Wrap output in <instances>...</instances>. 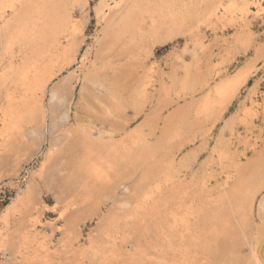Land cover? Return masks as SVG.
<instances>
[{"label":"rangeland","instance_id":"obj_1","mask_svg":"<svg viewBox=\"0 0 264 264\" xmlns=\"http://www.w3.org/2000/svg\"><path fill=\"white\" fill-rule=\"evenodd\" d=\"M29 1L13 0L10 30L0 25V264H264V0L201 4L199 21L158 34L148 24L131 41L106 34L119 0H56L76 26L77 61L49 85L45 120L4 126L5 77L13 90L23 64L57 55L44 39L48 0ZM99 138L161 144L146 166L169 186L136 219L108 202L75 227L87 198L78 149ZM109 210L119 220L105 233Z\"/></svg>","mask_w":264,"mask_h":264},{"label":"bare ground","instance_id":"obj_2","mask_svg":"<svg viewBox=\"0 0 264 264\" xmlns=\"http://www.w3.org/2000/svg\"><path fill=\"white\" fill-rule=\"evenodd\" d=\"M12 1L0 0V25L5 31H8L11 23V18L9 19L10 12L16 8V4ZM23 2L31 3L29 0H18L16 3H20L21 5ZM106 3V0L101 1L103 6ZM219 3V0H119L116 1L115 9L117 11L107 26L106 34H109L110 37L116 40L128 37L131 41L144 36L146 33L145 27L148 24L149 29L146 28L151 34H158L165 25L171 29L184 27L188 23V19L199 21L201 17V4H204L207 8H218V5H221ZM237 3L238 0H233L225 8L226 11H232ZM58 4L56 0H48L44 4L45 16L43 17L47 24L43 22L46 25L44 27V39L46 41L49 39L50 46L48 47L49 49L51 47L57 50V55L54 57L47 55L49 56L47 57L42 52L35 61L23 64L22 67L14 72L13 90H10L8 87L10 76L5 77L3 86L6 90L5 102L7 106L5 111L3 110L5 112L4 126L16 127L25 120L29 123H36L39 119L45 120L49 113H47L48 108L45 107L46 103L44 104V97L49 85L58 77L59 73L70 68V66L72 68V65L77 61L79 45L75 40L71 39V36L76 33L77 29L73 25L69 13L65 14L64 12L63 14ZM63 40H66V42ZM10 75L13 76V74ZM88 79L95 81V73L94 75L91 74ZM231 88L232 86L228 85L218 89L217 94L219 98L228 97ZM56 94L60 95V102L65 100L66 94L64 90L56 92ZM223 100L225 101V99ZM207 107L208 110L211 109L210 105ZM214 108L212 107V109ZM1 122L3 125V121ZM64 131L66 132V130ZM132 138L128 141L117 142L103 138L95 140L85 139L82 141L78 150L82 152L80 154H83L80 164L87 178L84 188L85 192H87V198L84 210L77 213L72 222L69 221L72 226L79 227L81 222L87 218L93 219L94 217L103 215V208L108 202H111L115 209L130 211L131 219H136L140 213L147 210H155V207L158 205L157 198L162 195L163 190H165L164 187L166 188L169 185L168 180L156 166L147 167V164L150 165L152 159L154 160L155 154L161 150L162 145L151 146L145 144L140 147ZM141 162L145 165V169L139 176V165ZM121 190L124 191V194L128 195L127 201L118 202L116 200ZM34 193V185L30 184L25 197L27 200L26 207L30 215L35 210L39 211V208H37L38 201L36 202L33 199L35 198ZM141 197H143V201L139 202ZM109 213L110 210L102 217V220L105 222L103 230L105 233H108L112 229L115 230L119 220L116 215L111 216ZM61 217H64V215ZM107 235L109 236V234ZM101 237H104V235H101ZM134 256L136 257V255ZM127 259L130 260L129 258ZM131 259L133 258L131 257Z\"/></svg>","mask_w":264,"mask_h":264}]
</instances>
